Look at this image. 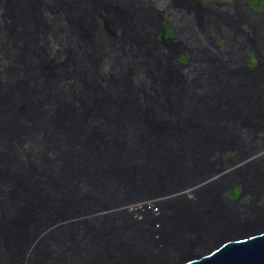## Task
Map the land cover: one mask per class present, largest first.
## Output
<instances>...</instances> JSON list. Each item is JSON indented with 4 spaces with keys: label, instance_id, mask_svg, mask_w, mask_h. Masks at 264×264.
<instances>
[{
    "label": "bare ground",
    "instance_id": "obj_1",
    "mask_svg": "<svg viewBox=\"0 0 264 264\" xmlns=\"http://www.w3.org/2000/svg\"><path fill=\"white\" fill-rule=\"evenodd\" d=\"M178 1L0 0V264L264 236V0Z\"/></svg>",
    "mask_w": 264,
    "mask_h": 264
},
{
    "label": "water",
    "instance_id": "obj_2",
    "mask_svg": "<svg viewBox=\"0 0 264 264\" xmlns=\"http://www.w3.org/2000/svg\"><path fill=\"white\" fill-rule=\"evenodd\" d=\"M197 264H264V236L246 242H231L216 255Z\"/></svg>",
    "mask_w": 264,
    "mask_h": 264
},
{
    "label": "rangeland",
    "instance_id": "obj_3",
    "mask_svg": "<svg viewBox=\"0 0 264 264\" xmlns=\"http://www.w3.org/2000/svg\"><path fill=\"white\" fill-rule=\"evenodd\" d=\"M259 2L260 1H262V0H258ZM178 3H179V1L178 0H164V2H163V4H162V6H163V9L166 11V12H172L174 9H179L180 7H179V5H178ZM168 46L170 47V45H166L165 47H164V51L166 50V52L167 53H169V50L167 49L168 48ZM130 50H131V48H130ZM130 55V54H129ZM139 56L138 55H133L132 57H131V60L133 61V62H137V61H139ZM194 77V76H193ZM243 150V149H242ZM246 150V149H245ZM245 152V151H244ZM238 154V151H231V150H228L227 151V153H226V155H225V159H226V162H228V164H227V167H233V165L228 161V158L229 157H234V156H236ZM211 161H213V157H211ZM262 161H263V163H262V165H264V158L262 159ZM247 166H249V165H247ZM254 191V190H253ZM248 200H244V202H246V203H249L250 202V198L248 197L247 198ZM255 205H253V203H251V206H253V207H255V206H259V205H261L262 203H260V202H256V203H254ZM257 204V205H256ZM259 204V205H258Z\"/></svg>",
    "mask_w": 264,
    "mask_h": 264
},
{
    "label": "built area",
    "instance_id": "obj_4",
    "mask_svg": "<svg viewBox=\"0 0 264 264\" xmlns=\"http://www.w3.org/2000/svg\"><path fill=\"white\" fill-rule=\"evenodd\" d=\"M149 208H151V207H153V209L154 210H156L157 208L154 206V202H150V203H148V205H147ZM145 208V206H143L142 204L141 205H139L138 207H134V208H132V210H134V211H136L137 209H140V210H142V209H144ZM136 212H138V211H136Z\"/></svg>",
    "mask_w": 264,
    "mask_h": 264
},
{
    "label": "trees",
    "instance_id": "obj_5",
    "mask_svg": "<svg viewBox=\"0 0 264 264\" xmlns=\"http://www.w3.org/2000/svg\"><path fill=\"white\" fill-rule=\"evenodd\" d=\"M259 4H260V7H262L263 6V0L261 2H259ZM167 29H168V32H167V35L166 36L168 37V35H170V36L173 35L171 28L169 27Z\"/></svg>",
    "mask_w": 264,
    "mask_h": 264
}]
</instances>
